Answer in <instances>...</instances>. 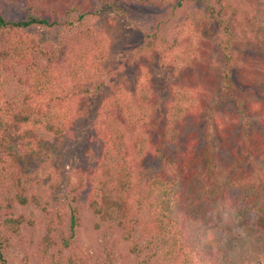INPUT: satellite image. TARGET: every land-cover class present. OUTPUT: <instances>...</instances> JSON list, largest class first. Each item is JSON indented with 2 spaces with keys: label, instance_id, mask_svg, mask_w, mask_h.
Segmentation results:
<instances>
[{
  "label": "trees",
  "instance_id": "obj_1",
  "mask_svg": "<svg viewBox=\"0 0 264 264\" xmlns=\"http://www.w3.org/2000/svg\"><path fill=\"white\" fill-rule=\"evenodd\" d=\"M112 1L0 0V264H10L6 247L11 236L20 233L24 221L20 207L31 203L47 212V227L38 248L45 264H91L73 242L76 209L71 234L63 236L62 211L47 209L44 196L48 189L42 182L27 185L19 177L21 166L8 145L27 124L63 134L72 131L76 120L86 113V109H72L67 102L102 87L103 82H96L95 87L87 83L89 75L81 67L92 50L104 55L105 43L89 21L100 11L110 10ZM201 1L218 26L221 50L211 55L198 40L175 38L169 43L154 33L140 47L141 55L160 51L162 62L176 67L183 79L194 77V83L183 79L175 83L164 108L160 94L149 84H139L133 92L123 86L113 88L94 123L100 155L90 170L79 171L71 187L77 199L90 185L88 203L93 213L101 222L122 227L138 264H264V168L255 163L264 158V137L247 128L255 115L264 126V103L246 102L238 96L233 118L216 115L215 104L208 108L204 104L211 96L207 80L218 88L219 96L224 90L233 96L230 89L236 79L250 87L257 74L248 70L244 38L238 36L228 10H217L211 0ZM14 3L21 6L19 18L11 17L6 8ZM228 4L230 7L232 2ZM236 18L242 20L238 14ZM35 26L70 27L74 43L81 44V66L62 71L69 42L45 39L31 31ZM67 73L74 77L73 92L57 86ZM206 117L216 123L221 136L242 123L243 132L236 137L245 147L220 178L212 181L203 176L201 158L192 148L179 156L172 149L189 124ZM246 160L249 165H242ZM109 259V264H115L110 255Z\"/></svg>",
  "mask_w": 264,
  "mask_h": 264
},
{
  "label": "rangeland",
  "instance_id": "obj_2",
  "mask_svg": "<svg viewBox=\"0 0 264 264\" xmlns=\"http://www.w3.org/2000/svg\"><path fill=\"white\" fill-rule=\"evenodd\" d=\"M230 1L232 4L229 7ZM210 4L217 10H228L238 36L242 35L244 38L248 70L257 74V80L254 79L255 83L250 87L241 82L240 78L236 79L230 89L233 96L225 93L227 90L219 96L218 88L213 86L212 81H206L208 86H205L208 90L211 89L210 99L207 98L204 103L206 107L215 104L213 112L216 115L233 118L238 96L246 102L264 103V82L259 83L264 72L261 70L264 66V0H211ZM206 6L201 0H113L110 10L100 11L89 21L96 36L105 43L104 55L101 57L92 50L89 61L81 67L89 75L87 83H92L95 87L96 82H103L102 87L94 94L86 93L67 102L72 109H86V113L76 120L72 131L56 134L42 126L27 124L9 142L8 147L16 154L21 166L19 177L27 185L35 180L42 182L48 189L44 196L47 209L58 207L62 211L63 236L71 234V217L76 209L77 224L73 242L91 264H109V255L115 264H138L135 252H132L127 240L123 238L122 227L114 222H101L93 213L88 203L90 185L80 191L77 199L71 191L79 171L90 170L100 155L101 142L94 130L100 105L115 87L123 86L127 91L133 92L139 84H149L155 94H160L164 108L172 97L173 86L183 76L177 74V68L172 64L160 60V51L141 55L140 47L157 33L160 39L169 43L175 38L183 41L198 40L204 49L207 48V53L212 55L218 52L221 50L218 26L210 18ZM20 7L18 3H14L6 8L11 17L19 18L22 12ZM237 14L242 20L236 18ZM31 31L48 40L65 39L69 42V48H65L66 51L63 52L66 54V63L62 71L71 72L72 67L78 69L81 66L78 55L81 44L74 43L70 27L61 29L35 26ZM247 32L250 33L246 34ZM59 75L62 76L61 73ZM67 75L68 73L61 78L62 81L57 86L60 90L73 92L74 77ZM183 80L186 83L195 81L194 77L189 76ZM259 119L258 115L251 117L247 128L264 137V126ZM238 128L221 136L215 122L208 121L207 117L198 118L187 126L178 144L172 145V149L179 156L183 150L192 148L194 155L201 158L203 176L211 181L219 179L225 168L245 150L236 137L239 131L243 132L242 123ZM6 158L10 159L9 156ZM255 163L258 168H264V158ZM242 165L249 164L246 160ZM52 167L55 168L54 172ZM38 170L45 171L46 174L41 175ZM20 212L24 221L20 233L12 235L6 247L8 263L45 264L38 256V248L47 227V212L34 203L21 206ZM30 220L34 222L30 223ZM56 236L62 241L61 235ZM68 251L67 249L65 252ZM177 263L165 261L159 264Z\"/></svg>",
  "mask_w": 264,
  "mask_h": 264
}]
</instances>
